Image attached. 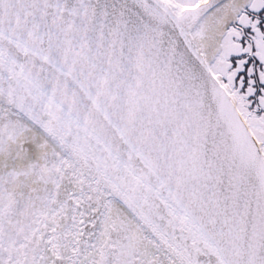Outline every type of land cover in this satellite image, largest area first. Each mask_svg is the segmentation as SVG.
I'll return each instance as SVG.
<instances>
[{
  "label": "snow or ice",
  "instance_id": "obj_1",
  "mask_svg": "<svg viewBox=\"0 0 264 264\" xmlns=\"http://www.w3.org/2000/svg\"><path fill=\"white\" fill-rule=\"evenodd\" d=\"M0 264H264V0H0Z\"/></svg>",
  "mask_w": 264,
  "mask_h": 264
}]
</instances>
